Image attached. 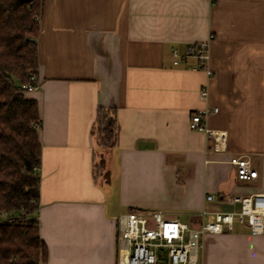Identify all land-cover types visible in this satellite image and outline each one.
Returning a JSON list of instances; mask_svg holds the SVG:
<instances>
[{"label": "crops", "instance_id": "crops-1", "mask_svg": "<svg viewBox=\"0 0 264 264\" xmlns=\"http://www.w3.org/2000/svg\"><path fill=\"white\" fill-rule=\"evenodd\" d=\"M210 34L211 77L194 60L173 64L172 48ZM37 44L39 87L27 95L42 118L47 264H116L118 220L130 211L196 225L204 208H237L224 195L264 193V0H43ZM99 107L115 111L110 148L97 144ZM214 107L205 122L227 133L221 151L190 127ZM234 155L258 177L239 180ZM237 225L204 235L199 264H264V235Z\"/></svg>", "mask_w": 264, "mask_h": 264}, {"label": "trees", "instance_id": "trees-1", "mask_svg": "<svg viewBox=\"0 0 264 264\" xmlns=\"http://www.w3.org/2000/svg\"><path fill=\"white\" fill-rule=\"evenodd\" d=\"M42 6L43 0H0V264H47L48 258L39 231L42 118L22 87L37 77ZM116 130L115 111L99 107L97 144L114 146ZM99 166L104 169L103 158Z\"/></svg>", "mask_w": 264, "mask_h": 264}, {"label": "built area", "instance_id": "built-area-1", "mask_svg": "<svg viewBox=\"0 0 264 264\" xmlns=\"http://www.w3.org/2000/svg\"><path fill=\"white\" fill-rule=\"evenodd\" d=\"M212 39L213 35L210 34L208 40L189 44L183 50L172 48L173 64L194 60L192 68L205 70L211 77L213 70L209 62ZM22 87L28 91L35 90L39 87V81L32 74L31 82ZM200 94L202 98L207 97V86H202ZM217 111L218 107L198 110L192 115L190 127L203 131L213 141V149L221 151L225 150L227 133L209 128L205 122L209 113ZM230 163L236 167L239 180L250 181L258 177V170L248 156L234 155ZM206 200L214 201L215 196L209 193ZM223 200L237 208H204L199 212L201 220L196 225L182 222L161 210H134L122 215L118 220L116 264H199L204 235L234 231L236 224L247 226L252 234L264 235V193L227 194Z\"/></svg>", "mask_w": 264, "mask_h": 264}, {"label": "rangeland", "instance_id": "rangeland-1", "mask_svg": "<svg viewBox=\"0 0 264 264\" xmlns=\"http://www.w3.org/2000/svg\"><path fill=\"white\" fill-rule=\"evenodd\" d=\"M98 168H99V171L102 170L101 167L99 166V164H98ZM179 219L182 222H186V223L190 224V217L188 215H181V216H179ZM237 227H238V225L236 226V230H238ZM239 231H241V230H239ZM199 263H200V261H199Z\"/></svg>", "mask_w": 264, "mask_h": 264}, {"label": "water", "instance_id": "water-1", "mask_svg": "<svg viewBox=\"0 0 264 264\" xmlns=\"http://www.w3.org/2000/svg\"><path fill=\"white\" fill-rule=\"evenodd\" d=\"M21 1H23V2H28V1H30V0H21Z\"/></svg>", "mask_w": 264, "mask_h": 264}]
</instances>
